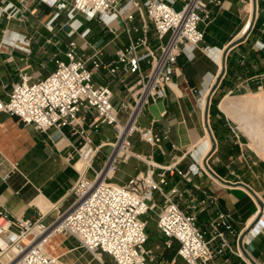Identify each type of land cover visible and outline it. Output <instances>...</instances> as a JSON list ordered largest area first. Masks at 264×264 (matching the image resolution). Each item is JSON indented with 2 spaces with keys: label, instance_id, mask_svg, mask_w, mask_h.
<instances>
[{
  "label": "crops",
  "instance_id": "1",
  "mask_svg": "<svg viewBox=\"0 0 264 264\" xmlns=\"http://www.w3.org/2000/svg\"><path fill=\"white\" fill-rule=\"evenodd\" d=\"M128 1L118 0L119 6ZM132 1L137 2L140 9L130 4L123 17L127 19V14L132 13L133 19L126 20L127 24L139 30L131 32L130 36L142 35L145 23L148 46L158 54L166 37H157L145 14L143 0ZM179 5L176 1L175 6ZM210 8L211 19L201 26L203 40L192 53L185 51L177 57L165 97L150 101L137 118L139 127L151 128L164 138L151 145L134 133L130 140L135 153L159 165L176 162L178 169L185 172L184 176L176 172L167 174L164 189L177 187L174 200L182 210L195 215L197 226L214 249L221 242L219 237H213L212 228L218 213L226 215L235 233H243L258 213L259 205L244 185L253 189L264 202V161L251 153L243 136L216 104L232 93L264 90V0H225L221 7ZM56 11L42 0H0V100L8 99L19 73H26L31 81L47 76L54 68V58L62 56L72 40L76 41L77 54L92 68L94 82L111 87L114 103L131 99L127 88L135 74L118 72L111 76L103 65L94 68L90 60L98 52L103 64L112 62L115 51L129 41L124 25L116 20L106 26L96 18L87 20L78 14L73 26L79 22L82 25L70 34L71 20L65 12L54 18ZM252 11V22L243 30L247 20L251 21ZM84 29L88 32L83 36ZM223 57V73L210 95L206 118V98L221 70ZM147 68L148 64L142 62V69ZM124 118L125 113H120L121 121ZM84 128L94 145H103L115 138L106 125L95 131L84 120ZM79 141L68 126L62 129V134L53 128L38 131L23 124L18 117L0 111V156L5 161L3 170L9 172L7 179H0V203L10 215L32 219L41 215L42 220L48 222L72 204L71 189L81 173L74 164L77 154L72 145H78ZM69 155L73 158L69 159ZM96 160L93 165L99 169L101 161ZM205 163L228 183L213 177ZM190 165L197 167L198 172H189ZM146 166L135 157L119 163L115 182L125 183L130 176L143 173ZM86 176L91 178L93 172L87 170ZM155 201L158 207L146 216L149 220L146 246L153 254L148 263L185 264L177 256V240L172 239L170 247L163 244V237L154 224L160 207L158 194ZM219 230L224 232L230 249H225L215 259L216 263L224 259L229 264H254L247 253L256 264H264V230L256 236L248 233L240 237L230 234L223 225ZM7 240L6 234L0 235L1 244ZM236 248L243 255L238 254ZM47 249L60 255L64 264H93L94 257L66 234L52 238ZM0 261H5V255L0 256Z\"/></svg>",
  "mask_w": 264,
  "mask_h": 264
},
{
  "label": "built area",
  "instance_id": "2",
  "mask_svg": "<svg viewBox=\"0 0 264 264\" xmlns=\"http://www.w3.org/2000/svg\"><path fill=\"white\" fill-rule=\"evenodd\" d=\"M42 1L56 8L54 18L65 12L71 20L70 34L82 25L79 22L73 26L78 14L87 20L96 18L106 26L116 20L124 25L129 41L115 51L112 62L103 64L98 52L90 60L94 68L103 65L111 76L118 72L133 73L135 79L127 88L131 99L114 103L111 87L94 82L92 68L75 50V40L69 42L62 56L54 58V68L47 76L31 81L29 75L19 73L8 99L0 100L1 112L18 117L23 124L38 131L53 128L62 134L64 127H70L71 133L80 138L78 145H72L77 154L74 164L80 159L93 162L102 147L108 146L110 151L103 155L105 159L99 169L87 168L93 172L91 178L84 172L80 173L71 189L74 195L72 204L48 222L42 220L41 215L34 219L12 216L0 203V235L6 234L8 239L3 245L0 243V256L13 251L0 264H64L60 255H54L47 249L52 238L64 234L74 237L100 264H149L153 254L146 246L149 241L146 216L158 207L155 201L157 194L160 207L154 224L163 237L164 246L170 247L172 239L177 240V256L185 264H218L215 259L225 249H230L219 226L223 225L233 235L241 236L242 233H235L226 215L218 213L212 228L213 237H219L221 242L214 249L210 248L204 232L196 224L195 215L182 210L174 200L177 187L173 186L168 191L164 189L168 182L167 174L176 172L184 176L185 172L178 169L176 162L159 165L135 153L130 137L137 133L140 140L151 145L164 138L151 128L139 127L137 118L150 101L165 97L177 57L185 51L192 53L201 43L204 36L201 26L211 19L210 7H221L225 0H143L145 14L157 37H166L158 54L148 46L145 23L142 24V35L130 36L131 32L139 29L127 24L133 19L132 13L127 14V19L123 15L130 4L140 9L135 1L129 0L121 6L118 0ZM176 1H179V6H175ZM87 32L88 29H84L83 36ZM142 62L148 64L146 71L142 69ZM122 112L125 113L124 121L120 119ZM84 120L95 131L101 125L108 126L114 132V140L94 145L84 128ZM131 157L145 162L146 170L130 176L123 184L109 182L118 164ZM72 158L69 155V159ZM4 162L0 156V179L3 180L9 176V172L3 170ZM188 171L197 173L198 168L190 165ZM262 210L264 208L259 206L258 213L246 228V234L256 236L264 230ZM236 250L243 255L241 250ZM220 264L229 263L223 259Z\"/></svg>",
  "mask_w": 264,
  "mask_h": 264
},
{
  "label": "bare ground",
  "instance_id": "3",
  "mask_svg": "<svg viewBox=\"0 0 264 264\" xmlns=\"http://www.w3.org/2000/svg\"><path fill=\"white\" fill-rule=\"evenodd\" d=\"M253 19V11H252V16H251V21L247 20L245 25L243 26V30L248 26V24L252 22ZM249 24V26H250ZM249 28V27H248ZM247 30L245 33L241 36L243 37L246 34ZM223 63L221 62V70L219 74L216 77L215 82L213 83L212 87H215L222 75V69H223ZM212 87L209 91V95L206 98V106L208 103V98L211 95ZM261 92V91H260ZM220 108L231 118H233L235 121H238L242 128L245 129V131L248 133V135L251 137L255 145L258 147V149L262 150L261 145L262 141H260L259 134L255 129L254 126L260 122L259 114L262 115L264 114V92L262 93H250L249 95L241 97H234L227 95L225 96L221 102H220ZM205 106V108H206ZM254 111V112H250ZM249 125H247V124ZM251 127V128H250ZM259 129V128H258ZM210 134V132H209ZM211 138V136H210ZM261 142V143H260ZM212 143V140H211ZM212 146V145H211ZM76 166L78 170L84 172L83 174L86 175L87 168L90 166H93V162H89L88 160L85 159H80L77 163ZM111 173V172H110ZM259 205V204H258ZM3 244V243H2ZM13 254V251L9 250L7 251L5 255V260L7 257L11 256ZM1 262V261H0Z\"/></svg>",
  "mask_w": 264,
  "mask_h": 264
},
{
  "label": "rangeland",
  "instance_id": "4",
  "mask_svg": "<svg viewBox=\"0 0 264 264\" xmlns=\"http://www.w3.org/2000/svg\"><path fill=\"white\" fill-rule=\"evenodd\" d=\"M240 35H242L241 34V32H240ZM261 91V92H260ZM262 92H264V90H259V91H253V92H249V93H241V94H236V93H232V94H230V96H234V97H243V96H246V95H249L250 93H262ZM227 96V95H226ZM225 97V96H224ZM223 97V98H224ZM222 98V99H223ZM221 99V100H222ZM220 102L221 101H216V104L218 105V104H220ZM219 107H220V105H219ZM221 109V108H220ZM222 110V109H221ZM223 111V110H222ZM224 112V111H223ZM251 113L252 112H254V111H250ZM227 115V114H226ZM227 117L229 118V120L230 121H232L233 122V124L235 125V127L238 129V131H239V133L243 136V138L245 139V141L247 142V144H248V147H249V149H250V151H251V153L257 158V159H259V160H262V161H264V146H262V150H260V149H258V147L255 145V143L253 142V140L251 139V137L248 135V133L245 131V129L244 128H242V126L240 125V123L238 122V121H235L233 118H231L229 115H227ZM259 119H260V122L259 123H257L255 126H254V128L255 129H253V130H256L257 132H258V136H259V138H260V141H262V143H261V145H264V114H262V115H260L259 114V117H258ZM245 124H247V123H245ZM247 125H249V124H247ZM251 128V127H250ZM259 128V129H258ZM102 151H103V154H101L102 153ZM110 151V147H108V146H106V148L105 149H100V152L94 157V159L96 158L97 160H96V162L97 163H100V161H101V165L103 164V162H104V156L103 155H106L108 152ZM93 159V160H94ZM75 160H77V157H75ZM100 160V161H99ZM81 172V174H82V171H80ZM115 173H116V171H115ZM115 173L112 175V177L109 179V182H115V179H114V175H115ZM86 176V175H85ZM50 245H51V243H50ZM50 252V251H49ZM51 253V252H50ZM52 254H54V255H58L57 253H52ZM92 263L93 264H99V262H98V260L97 259H94V258H92Z\"/></svg>",
  "mask_w": 264,
  "mask_h": 264
},
{
  "label": "water",
  "instance_id": "5",
  "mask_svg": "<svg viewBox=\"0 0 264 264\" xmlns=\"http://www.w3.org/2000/svg\"><path fill=\"white\" fill-rule=\"evenodd\" d=\"M253 1H255V0H253ZM253 16H254V13H253ZM222 62H223V66H224V62H225V57H223V60H222ZM222 72H223V69H222ZM219 82V81H218ZM216 87V86H215ZM215 87H212V91H211V93L213 92V90L215 89ZM209 101H210V97L208 98V103H207V106H206V118H207V110H208V106H209ZM209 132H210V130H209ZM211 133V132H210ZM205 166H206V168H207V170H208V172L213 176V177H215L216 179H218L220 182H222V183H228V182H226V181H224L223 179H221L216 173H214L207 165H206V163H205ZM245 187H246V189L253 195V197L256 199V201H257V203L259 204V206H260V208L262 209V208H264V202H262L260 199H259V197L257 196V194L255 193V191L253 190V189H251L250 187H248V186H246V185H244ZM246 232H247V230H245V231H243V233H242V236L244 235V234H246ZM240 247H241V249L244 251V249H243V247H242V245L240 244ZM246 254V256L248 257V259L252 262V263H254V264H256L252 259H251V257L247 254V253H245Z\"/></svg>",
  "mask_w": 264,
  "mask_h": 264
}]
</instances>
